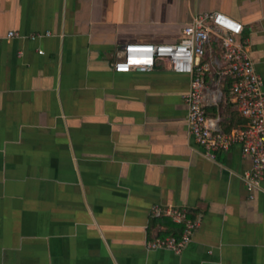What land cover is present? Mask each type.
Segmentation results:
<instances>
[{
  "label": "crops",
  "instance_id": "obj_1",
  "mask_svg": "<svg viewBox=\"0 0 264 264\" xmlns=\"http://www.w3.org/2000/svg\"><path fill=\"white\" fill-rule=\"evenodd\" d=\"M211 11L242 23L264 89V0H0V264H264V180L238 144L195 142L190 75L113 70ZM201 62L214 131L241 127L218 39ZM154 205L200 219L181 251L147 246L179 232Z\"/></svg>",
  "mask_w": 264,
  "mask_h": 264
},
{
  "label": "built area",
  "instance_id": "obj_2",
  "mask_svg": "<svg viewBox=\"0 0 264 264\" xmlns=\"http://www.w3.org/2000/svg\"><path fill=\"white\" fill-rule=\"evenodd\" d=\"M242 31V23L225 13H201L193 16L182 27V37L175 42L124 44L120 57L113 62V70L149 71L157 61H161L174 72L190 75L189 90L184 96L189 133L210 158L214 157L216 151H224L233 144H238L242 153L251 159V171L246 177V184L252 187L264 180V89L262 79L246 50V39L242 38ZM14 34L13 30L7 32L8 36ZM211 38L220 41L223 73L231 79L230 86L236 108L245 119L241 127L229 132L214 131L211 119L204 111L203 76L207 65L201 62V58ZM152 212L156 216L169 217L179 226L177 235L172 233L150 239L147 246L152 249L181 251L200 222L198 217L189 216V210L185 206L154 205Z\"/></svg>",
  "mask_w": 264,
  "mask_h": 264
}]
</instances>
